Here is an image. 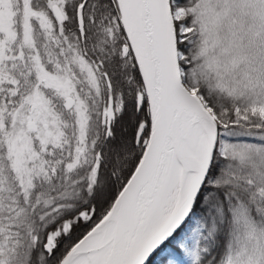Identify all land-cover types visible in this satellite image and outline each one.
Listing matches in <instances>:
<instances>
[{
    "label": "snow or ice",
    "instance_id": "1",
    "mask_svg": "<svg viewBox=\"0 0 264 264\" xmlns=\"http://www.w3.org/2000/svg\"><path fill=\"white\" fill-rule=\"evenodd\" d=\"M0 264H264V0H0Z\"/></svg>",
    "mask_w": 264,
    "mask_h": 264
}]
</instances>
